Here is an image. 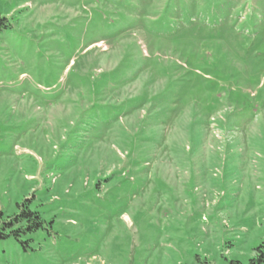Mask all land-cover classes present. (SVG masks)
I'll list each match as a JSON object with an SVG mask.
<instances>
[{"label": "rangeland", "instance_id": "1", "mask_svg": "<svg viewBox=\"0 0 264 264\" xmlns=\"http://www.w3.org/2000/svg\"><path fill=\"white\" fill-rule=\"evenodd\" d=\"M0 264L249 263L264 243V0H0ZM23 241H27L23 243Z\"/></svg>", "mask_w": 264, "mask_h": 264}, {"label": "trees", "instance_id": "2", "mask_svg": "<svg viewBox=\"0 0 264 264\" xmlns=\"http://www.w3.org/2000/svg\"><path fill=\"white\" fill-rule=\"evenodd\" d=\"M12 27L9 18L0 11V31H4ZM45 219L37 209H31L28 201L19 204V211L9 220L2 221L0 224V238H8L10 236L20 239L21 235H29L32 232L42 228ZM27 241H23L26 243ZM259 255L252 258L249 263L241 261H231L230 264H264V243L258 247Z\"/></svg>", "mask_w": 264, "mask_h": 264}]
</instances>
